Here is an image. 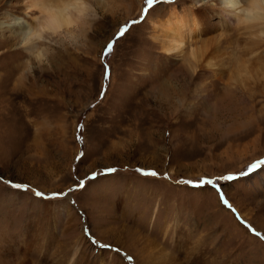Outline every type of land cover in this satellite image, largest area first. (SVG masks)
Masks as SVG:
<instances>
[{"label": "rangeland", "instance_id": "rangeland-1", "mask_svg": "<svg viewBox=\"0 0 264 264\" xmlns=\"http://www.w3.org/2000/svg\"><path fill=\"white\" fill-rule=\"evenodd\" d=\"M211 2L108 0L87 47L27 79L0 37V264H144L147 243L174 264H264V163L240 175L264 161V41ZM174 9L197 25L177 54L152 30Z\"/></svg>", "mask_w": 264, "mask_h": 264}, {"label": "clouds", "instance_id": "clouds-1", "mask_svg": "<svg viewBox=\"0 0 264 264\" xmlns=\"http://www.w3.org/2000/svg\"><path fill=\"white\" fill-rule=\"evenodd\" d=\"M5 3L0 0V37L8 31L13 47L24 52L18 67L27 79L36 71H51L58 51L87 47L89 33L108 0H21L19 17ZM211 8L230 18L232 29L264 41V0H212Z\"/></svg>", "mask_w": 264, "mask_h": 264}, {"label": "bare ground", "instance_id": "bare-ground-1", "mask_svg": "<svg viewBox=\"0 0 264 264\" xmlns=\"http://www.w3.org/2000/svg\"><path fill=\"white\" fill-rule=\"evenodd\" d=\"M197 2L199 4L200 2H203V0H197ZM17 22L20 23V21H17ZM152 30H153V38L160 43L162 51L166 53H176L177 54L178 52L181 51L182 47L185 44V41L189 39L190 37H192V35L197 31V25L193 17H189L186 15L185 12L183 14L182 12L176 11L174 9L169 12V14L167 15V18L164 19V21L161 20L158 22L156 21V23L153 22ZM181 44L183 45L182 47H181ZM189 56H190V60H192L191 54ZM192 56H194V53L192 54ZM193 61L195 62V60ZM152 245L151 244L149 245L148 243L147 245H144V247L140 251V254H142V256H139L138 255L139 253H138L137 256H135L136 258H133V259H135L136 261V260H139L137 258L142 259L143 257L142 260L145 262L144 264H171V263L174 264V261L178 259L176 257L175 258L171 257L170 254H167L166 249L164 247H160L158 250H155L156 249L155 245L154 244ZM202 251L206 252L204 253V255H205L206 261L207 260L209 261L208 264H219L217 263V260L215 259L216 257L210 258V256L212 255L211 250L209 251V250L204 249ZM122 264H126L124 263V259L122 261Z\"/></svg>", "mask_w": 264, "mask_h": 264}, {"label": "snow or ice", "instance_id": "snow-or-ice-1", "mask_svg": "<svg viewBox=\"0 0 264 264\" xmlns=\"http://www.w3.org/2000/svg\"><path fill=\"white\" fill-rule=\"evenodd\" d=\"M146 2H147V4L149 6H152L155 3V0H146ZM145 11H147V10H145ZM142 19H143V17H141V20ZM140 22L141 21H132L133 24H137V23H140ZM126 31H127V28H121L120 31H119V33H118V37H122L125 34ZM114 43L115 42H112V43H109L107 45V47L105 49V52H104V55L105 56H107L108 54L111 53V51L113 50ZM109 75H110L109 69H108L107 65H105V78L107 79L109 77ZM104 94H105V91L102 90L101 91V98H103ZM82 128H83V125H80L79 128L77 129V131L79 132L80 129H82ZM77 140H82V138L78 135L77 136ZM81 155H83V153H81ZM261 163H264V161H257L256 163L250 165L249 168L247 169V171L240 173V175H247L249 172L255 170L258 167H260ZM105 171H107V172H115L116 169H107ZM137 171L141 172V174H143V175H151V176H157L158 175V173H156L154 170L137 169ZM95 175H97V174L94 173L93 174V177ZM227 178L228 179H231L232 177H227ZM182 182L183 183H186V184H192L193 183L192 181H182ZM9 183H10V186L13 187V188H15V189H27L29 187L28 185L14 184V183H11V182H9ZM212 183H213V181L210 180V179L209 180H202V181H200V185H203V184H209L210 185ZM83 186H84V183H83V181H81L80 184H79V187L82 188ZM34 194L37 197H41V198H44L45 197V194L42 193V192H40V191H38V190H34ZM58 195H62V194H53L52 198H55ZM220 199H221V201L225 205H228V201L224 198V195H223L222 192L220 193ZM228 206L231 207L230 205H228ZM233 211H235V210L233 209ZM250 230H252L253 232L255 231L254 229H250ZM255 234L257 236H260L261 235L260 233H255ZM262 238H264V237H262ZM129 259H131V258L129 257Z\"/></svg>", "mask_w": 264, "mask_h": 264}]
</instances>
